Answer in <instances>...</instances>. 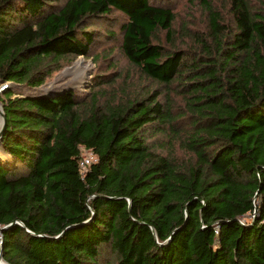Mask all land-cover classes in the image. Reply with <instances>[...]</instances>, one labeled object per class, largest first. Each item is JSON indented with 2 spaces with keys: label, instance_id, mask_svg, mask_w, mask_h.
Returning a JSON list of instances; mask_svg holds the SVG:
<instances>
[{
  "label": "trees",
  "instance_id": "16d2710c",
  "mask_svg": "<svg viewBox=\"0 0 264 264\" xmlns=\"http://www.w3.org/2000/svg\"><path fill=\"white\" fill-rule=\"evenodd\" d=\"M177 1L0 0V83L40 86L115 34L100 28L114 11L122 54L155 82L118 92L97 73L86 93L0 91L11 264H264V0L224 13L187 0L204 13L193 30L174 28ZM82 147L96 155L83 174Z\"/></svg>",
  "mask_w": 264,
  "mask_h": 264
},
{
  "label": "rangeland",
  "instance_id": "374dc122",
  "mask_svg": "<svg viewBox=\"0 0 264 264\" xmlns=\"http://www.w3.org/2000/svg\"><path fill=\"white\" fill-rule=\"evenodd\" d=\"M217 5L224 13L226 0H216ZM257 3L258 1L255 0ZM260 2V1H259ZM176 19L174 28H182L184 24H189L191 30L195 28H203L205 22L203 20V11L196 4L187 0H179L176 2ZM116 20L110 21L108 26L100 25L103 31L108 29L114 30L115 34L113 36H100L101 40L98 44L92 47L89 54L78 55L70 60L62 69L55 72L52 77L47 79L44 83L37 87H27L22 84L7 83L10 84V88L13 90L14 94L20 95H38L46 94L47 92H57L62 89H66L70 86L77 89L81 93L88 92V88L92 85V78L97 73H114L113 80L115 87L114 90L127 92L133 89L136 91L138 88L152 87L155 82L143 77L142 74L138 72L136 67L131 65L124 55L122 54L119 47V24L123 20V16L120 12L114 11L112 14ZM1 85V84H0ZM173 96V93H172ZM177 99V96H173ZM1 102V101H0ZM155 147L157 146L161 152L167 153V150H173L175 153L180 152V147L176 143L170 141L168 133H154L151 137ZM6 154V153H4ZM7 155V154H6ZM8 157V156H7ZM3 160V158L1 159ZM10 163V162H9ZM244 220V218H242Z\"/></svg>",
  "mask_w": 264,
  "mask_h": 264
},
{
  "label": "water",
  "instance_id": "95a60500",
  "mask_svg": "<svg viewBox=\"0 0 264 264\" xmlns=\"http://www.w3.org/2000/svg\"><path fill=\"white\" fill-rule=\"evenodd\" d=\"M0 84H1L0 85V91L7 86V82L0 83ZM70 88H72V86H70V87H68L66 89H70ZM51 92H47L46 94L51 93ZM5 127H6V114L4 112L3 104H2V102H0V142H1L2 134L4 132ZM4 226L5 225L0 226V229H1V227H4ZM0 264H11L7 260H5L3 258V256H2V241H1V238H0Z\"/></svg>",
  "mask_w": 264,
  "mask_h": 264
},
{
  "label": "built area",
  "instance_id": "2783aa9c",
  "mask_svg": "<svg viewBox=\"0 0 264 264\" xmlns=\"http://www.w3.org/2000/svg\"><path fill=\"white\" fill-rule=\"evenodd\" d=\"M96 160V155L90 148H81L79 168L80 172L83 174L87 169L88 165Z\"/></svg>",
  "mask_w": 264,
  "mask_h": 264
},
{
  "label": "bare ground",
  "instance_id": "6f19581e",
  "mask_svg": "<svg viewBox=\"0 0 264 264\" xmlns=\"http://www.w3.org/2000/svg\"><path fill=\"white\" fill-rule=\"evenodd\" d=\"M0 157H4V159L7 160V159L5 158L4 151H3L2 147H1V145H0ZM8 159H9V157H8ZM10 159H11V158H10ZM10 159H9V160H10Z\"/></svg>",
  "mask_w": 264,
  "mask_h": 264
}]
</instances>
